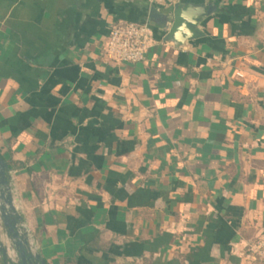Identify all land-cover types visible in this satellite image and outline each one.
Masks as SVG:
<instances>
[{
    "label": "crops",
    "instance_id": "crops-1",
    "mask_svg": "<svg viewBox=\"0 0 264 264\" xmlns=\"http://www.w3.org/2000/svg\"><path fill=\"white\" fill-rule=\"evenodd\" d=\"M186 2L174 46L148 11ZM119 20L143 61L100 60ZM0 157L45 264H264V0H0Z\"/></svg>",
    "mask_w": 264,
    "mask_h": 264
},
{
    "label": "water",
    "instance_id": "water-1",
    "mask_svg": "<svg viewBox=\"0 0 264 264\" xmlns=\"http://www.w3.org/2000/svg\"><path fill=\"white\" fill-rule=\"evenodd\" d=\"M213 12L211 5L203 3H175L171 10L162 13L153 6L149 8L148 20L162 26L163 39L180 46L185 41L198 39L204 35L200 25L203 18ZM171 15V21L169 16ZM10 171L8 164L0 157V221L9 245L0 241V256L3 264H45L33 250L22 224L21 215L13 205L10 191ZM9 250L11 254H9Z\"/></svg>",
    "mask_w": 264,
    "mask_h": 264
},
{
    "label": "built area",
    "instance_id": "built-area-1",
    "mask_svg": "<svg viewBox=\"0 0 264 264\" xmlns=\"http://www.w3.org/2000/svg\"><path fill=\"white\" fill-rule=\"evenodd\" d=\"M153 44L149 23L119 20L109 28L100 47L99 58L104 62L138 63L145 59ZM253 250L264 261V243L259 242Z\"/></svg>",
    "mask_w": 264,
    "mask_h": 264
}]
</instances>
